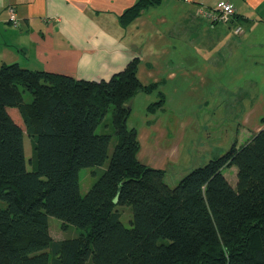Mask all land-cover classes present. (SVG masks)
Listing matches in <instances>:
<instances>
[{"label": "trees", "instance_id": "16d2710c", "mask_svg": "<svg viewBox=\"0 0 264 264\" xmlns=\"http://www.w3.org/2000/svg\"><path fill=\"white\" fill-rule=\"evenodd\" d=\"M157 1L139 0L121 21ZM151 87L136 57L100 80L0 66V264H264V127L170 186L164 168L139 159L128 126L134 96ZM85 167L95 181L82 194ZM49 215L83 231L55 239Z\"/></svg>", "mask_w": 264, "mask_h": 264}, {"label": "crops", "instance_id": "0c3cea01", "mask_svg": "<svg viewBox=\"0 0 264 264\" xmlns=\"http://www.w3.org/2000/svg\"><path fill=\"white\" fill-rule=\"evenodd\" d=\"M138 1L0 0V66L100 80L136 57L138 79L153 87L134 96L132 111H145L144 123L129 126L138 131V153L149 150L153 165L139 159L165 170L181 160L187 130L199 122L207 131L231 128L238 146L247 142L264 127V0H160L123 23L121 14ZM221 1L234 7L229 21L198 15L199 6ZM165 108L182 114L176 128L160 117Z\"/></svg>", "mask_w": 264, "mask_h": 264}, {"label": "rangeland", "instance_id": "374dc122", "mask_svg": "<svg viewBox=\"0 0 264 264\" xmlns=\"http://www.w3.org/2000/svg\"><path fill=\"white\" fill-rule=\"evenodd\" d=\"M241 28V26H238L237 29ZM236 29V30H237ZM239 31V30H237ZM30 96L28 97V99ZM135 108H144V105H139ZM174 109V108H173ZM172 108H165L161 111H159L160 117L166 122V125L169 127L173 126L176 128V122L181 117L182 114L176 113ZM135 110V109H134ZM131 111V116L128 120V126L131 123H134L137 125L143 124V115L145 114V111L142 112H134ZM229 117L233 118L236 116V112L234 108L231 109V114L228 115ZM199 120L202 119V116L198 117ZM228 118V117H227ZM111 122V111L106 115V123ZM229 125V123L227 122ZM203 122L198 123V127L196 129L189 128L187 130V137L190 139L189 143H193L192 146L188 147V144H184L182 147V158L178 163H168L165 164L164 167L167 169L166 175H165V181L170 186H175L180 179L187 174L189 171L194 169L195 167L201 166L205 164L209 159L214 157L215 155L224 153L229 149L231 144L233 143L234 136L231 135V128L228 130L226 128L224 129H216V130H209L203 126ZM130 127V126H129ZM173 135V129H169ZM226 131V132H225ZM231 131V132H230ZM227 136V138L224 141V138ZM192 138H195L194 140H191ZM117 141V137L114 136L112 145L110 146V155L113 152L114 144ZM187 141V140H186ZM25 147H26V154L28 157L33 155V139L26 134L25 136ZM138 156L140 159L141 157L147 158V163H151L153 165V161L151 158L153 156L151 155V152L147 151V156L141 153H138ZM154 159V158H153ZM109 163V159L106 161V165ZM29 167V164H28ZM92 167H85L82 168L80 171V179H81V192L82 194H86L87 191L90 189L91 185L95 181V177L92 175ZM224 173L229 179V181L234 185L237 181V169L235 166L232 167H226L224 169ZM122 209V219L125 225H130V219L132 217V208L131 206H123ZM49 221V228H50V234L55 239H62L66 237H72L77 234H79L82 229L79 227L69 224L66 228H63V221L56 216L49 215L48 216ZM90 264H93L90 260Z\"/></svg>", "mask_w": 264, "mask_h": 264}, {"label": "built area", "instance_id": "2783aa9c", "mask_svg": "<svg viewBox=\"0 0 264 264\" xmlns=\"http://www.w3.org/2000/svg\"><path fill=\"white\" fill-rule=\"evenodd\" d=\"M10 21L15 25H20V19L17 15L16 9L14 7L10 8ZM197 13L201 18H204L210 22L217 21H229L232 18V14L234 13V7L230 2L221 1L216 6L208 7V6H199L197 9ZM237 30H241L238 28Z\"/></svg>", "mask_w": 264, "mask_h": 264}]
</instances>
